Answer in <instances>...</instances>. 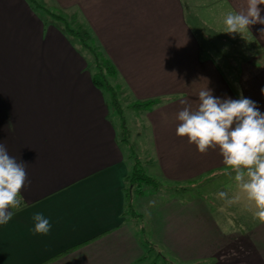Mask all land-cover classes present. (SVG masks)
Here are the masks:
<instances>
[{"label": "crops", "instance_id": "obj_1", "mask_svg": "<svg viewBox=\"0 0 264 264\" xmlns=\"http://www.w3.org/2000/svg\"><path fill=\"white\" fill-rule=\"evenodd\" d=\"M39 1L86 26L116 70L108 82L122 99L156 101L129 138L152 176L184 185L212 174L224 179L214 183L219 189L231 181L229 197L239 192L219 148L201 154L176 128L182 101L195 108L206 86L221 99L242 93L264 113V25L225 33L226 15L246 0H215L207 17L190 0ZM35 2L0 0V143L27 165L30 181L13 218L0 225V264H148L144 241L178 264H264V223L242 194L230 206L203 194L167 195L146 210L149 229L137 232L130 220L140 214L127 213L129 154L111 96ZM35 213L49 219L47 234L34 232Z\"/></svg>", "mask_w": 264, "mask_h": 264}, {"label": "clouds", "instance_id": "obj_2", "mask_svg": "<svg viewBox=\"0 0 264 264\" xmlns=\"http://www.w3.org/2000/svg\"><path fill=\"white\" fill-rule=\"evenodd\" d=\"M264 0H246V7L229 13L224 19L225 33L242 34L251 25H264ZM259 39L264 40V27L258 30ZM264 94V89H261ZM198 105L193 108L188 101L178 112L181 123L176 128L179 137H187L199 153L219 148L224 164L234 173L239 192L229 197L221 191L219 199L227 205L238 203L241 194L248 201L254 219L264 223V113L256 102L245 98L233 100L219 98L207 86L198 93ZM26 164L10 156L6 146L0 143V225L7 224L14 216L10 209L21 205L20 194L30 185ZM34 232L47 234L51 229L49 219L42 213L32 217Z\"/></svg>", "mask_w": 264, "mask_h": 264}, {"label": "rangeland", "instance_id": "obj_3", "mask_svg": "<svg viewBox=\"0 0 264 264\" xmlns=\"http://www.w3.org/2000/svg\"><path fill=\"white\" fill-rule=\"evenodd\" d=\"M36 6H38V10L42 12L41 14L44 16V19L52 22V24H59V26L62 28V30H72L71 33L68 31L65 32L68 35V38L71 40L72 44H74L75 48L79 50V52L86 57L88 60V67L92 72H98L99 71V63L105 59L103 54H102V48H100L96 41L93 40V38L89 35L84 36L83 40H80L78 36H75L74 30L80 31V29H85V27L79 24L77 21V18L74 15L66 14L63 10L56 9L54 7L49 8L44 6L39 0H35ZM41 4H40V3ZM185 3L188 2V0H184ZM190 2H194L198 5L200 9V13L202 16H210L211 9L210 6H212V9L214 8V2L215 0H190ZM39 3V4H38ZM207 4V6H206ZM219 5V4H218ZM206 6V7H205ZM199 9H194L195 11L198 12ZM211 19V18H210ZM57 24V25H58ZM86 30V29H85ZM116 89L117 92V104H110V114L111 118L116 124L117 130H118V136L120 142H124L127 146L128 149V164L131 166V170L134 167V164L136 160H139L142 164V168L144 169L145 173L155 179L157 182V186L151 187L148 185H143V193L141 195L133 194L132 199H131V204L136 211L137 214V221L130 220L132 222L133 227L136 226L137 232L139 231V227H148L149 229V224L147 222V211L148 208L150 209L153 204H155L158 201H161L164 199L167 195H176V196H183L186 197L187 195L189 196H195L199 194L207 195L209 197H217V194L224 189L226 190L225 192H228L230 190V185L231 181L225 177L224 184H222L223 188L219 189L215 187L214 183L222 180L221 178L214 179L213 175H206L204 177H200L196 180L191 181L190 183L184 184V185H167L164 183L163 179L160 177H155L152 176L150 172V169L145 166V161H141L140 159L137 158L139 155V149L137 147V144H134V146L137 148L135 150V147L132 146V144L129 141V138L131 140L133 139L132 136H130L131 131H134L135 135L140 133L141 127L137 126L136 123L138 121L137 116L140 115L144 109L143 108H138L135 109L132 107V105L136 102L132 101H125L124 99L121 98L120 95V88L118 86L112 85ZM131 100V99H130ZM125 101V102H124ZM139 123V121H138ZM224 180V179H223ZM222 180V181H223ZM221 181V182H222ZM213 184H210V183ZM210 184L208 187L207 185ZM221 184V183H220ZM150 187V188H149ZM151 189L154 192V196L151 198H146L145 196L148 195V193L152 192ZM188 192V193H187ZM143 196V197H141ZM218 198V197H217ZM149 199V200H148ZM138 227V228H137ZM148 234V232H147ZM162 254L167 257L168 262L166 264H178L175 263L170 257L162 251ZM155 252L151 253L148 258V264H151L153 261L156 260L155 258ZM157 262L155 264H164L162 261L156 260Z\"/></svg>", "mask_w": 264, "mask_h": 264}, {"label": "trees", "instance_id": "obj_4", "mask_svg": "<svg viewBox=\"0 0 264 264\" xmlns=\"http://www.w3.org/2000/svg\"><path fill=\"white\" fill-rule=\"evenodd\" d=\"M64 31L67 32L68 30L67 31L64 30ZM71 31L72 30L68 32L73 34ZM74 31H75L74 35L78 36L80 40H83L84 36H88V33L85 29H80V31H76V30ZM115 74H116V70L114 66L112 65V63L108 59H103L99 63V71L94 73V77H93V81L95 85L98 86L99 88H102L103 90L107 91L110 94L111 104H117V99H116L117 92H116V89L109 84L108 78L114 77ZM155 103H156L155 100L136 102L132 105V107L135 109H138V108L146 109V108L151 107ZM142 167L143 166L141 162L139 160H136L134 167L132 168L130 174L127 177V213L128 214L133 212V206L131 204V199H132L133 194L138 193V195H141V193H143V189H142L143 185H148L151 187L157 186V182L155 181V179L148 176ZM144 249H145L144 259H148L149 255L155 252L156 260L160 259L162 263L165 262L164 264L168 262L167 257L163 255L162 251L159 248H157L154 244L144 241ZM156 260L153 261L151 264H155L157 262Z\"/></svg>", "mask_w": 264, "mask_h": 264}]
</instances>
